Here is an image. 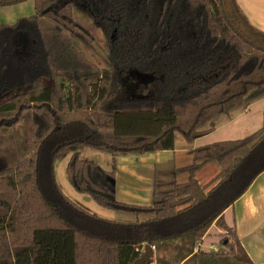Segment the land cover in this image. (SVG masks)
I'll list each match as a JSON object with an SVG mask.
<instances>
[{
	"label": "trees",
	"instance_id": "16d2710c",
	"mask_svg": "<svg viewBox=\"0 0 264 264\" xmlns=\"http://www.w3.org/2000/svg\"><path fill=\"white\" fill-rule=\"evenodd\" d=\"M34 1L33 15L0 22V129L23 123L28 152L16 165L0 158V264H133L146 244L155 258L143 264H251L223 212L264 171V112L249 136L192 149L187 179L156 181L149 206L117 198L115 159L172 149L175 132L191 143L215 117L263 95L264 32L236 0ZM99 29L104 71L77 44L99 40ZM85 148L111 153L112 168L83 157ZM67 155L77 192L137 219L71 200L55 172ZM211 161L219 171L201 184L195 171ZM213 223L226 250L193 253Z\"/></svg>",
	"mask_w": 264,
	"mask_h": 264
},
{
	"label": "crops",
	"instance_id": "0c3cea01",
	"mask_svg": "<svg viewBox=\"0 0 264 264\" xmlns=\"http://www.w3.org/2000/svg\"><path fill=\"white\" fill-rule=\"evenodd\" d=\"M236 2L250 24L264 32V0H236ZM34 13V0L0 6V22L12 24L18 18ZM263 112L264 94L253 99H246L232 107L228 113L215 117L212 120L213 129L191 143L187 142L178 132H175L172 149L148 151L145 154L117 155L115 159L117 198L129 204L151 205L156 181L168 184L183 182L187 179V172L182 171L181 168L192 162V149L216 141L243 138L234 135L248 129L249 126H256L257 131L262 125ZM244 116H247L246 119L239 124L240 119ZM82 152L86 153L85 158H93L103 168L111 169L113 166L114 159L111 153L90 148L82 149L81 155ZM82 156L84 157V155ZM99 160L102 164L99 163ZM211 162L200 166L195 171L194 177L199 183H207L219 171V165L213 161L216 163L214 164V172L205 177L207 171H203V169ZM123 212L132 214V220L137 219L135 213ZM223 219L237 236L249 256L251 264H264V171L254 179L248 189L232 205L224 210ZM224 233H226L225 229L213 223L204 235L196 240L193 253L197 251H225ZM152 257L155 258L154 249ZM187 263L186 258L178 264ZM153 264L156 262L154 261Z\"/></svg>",
	"mask_w": 264,
	"mask_h": 264
},
{
	"label": "rangeland",
	"instance_id": "374dc122",
	"mask_svg": "<svg viewBox=\"0 0 264 264\" xmlns=\"http://www.w3.org/2000/svg\"><path fill=\"white\" fill-rule=\"evenodd\" d=\"M79 12V11H78ZM79 14L83 17H87L84 12H79ZM100 35V39L93 42H77L78 47L84 51L86 56L91 59L101 71L108 70L110 68V60L108 57L107 50L104 45L103 33L101 29L98 30ZM247 116H244L240 119L239 124L242 123ZM253 118H255L253 116ZM256 126H249L248 129L243 130L241 133H235V137H244L256 131ZM24 129L23 123L19 124L15 128L10 129H0V158L5 159L12 165H16V163L22 159L28 152L22 149V141L24 139ZM232 136V137H234ZM214 137V136H213ZM85 157L86 153L82 152ZM93 159V158H92ZM95 159V158H94ZM69 160V155L62 159H58L55 162V172L56 179L58 184L60 185L63 192L74 202L85 208L86 210L96 213L104 218L115 219V220H125V221H134L133 215L123 211H116L112 209H108L99 205L89 194L79 193L77 192L73 186L71 185L67 173L66 166ZM98 162V160H97ZM101 163V160H99ZM214 164L215 162H211L207 167L203 169V171H207L205 177L212 175L214 172ZM131 219V220H130ZM136 219V218H135ZM223 236H226L224 233ZM158 254V253H157ZM173 255V251H170V255H166L164 251L159 253L161 257H170Z\"/></svg>",
	"mask_w": 264,
	"mask_h": 264
},
{
	"label": "water",
	"instance_id": "95a60500",
	"mask_svg": "<svg viewBox=\"0 0 264 264\" xmlns=\"http://www.w3.org/2000/svg\"><path fill=\"white\" fill-rule=\"evenodd\" d=\"M153 256L152 246L150 244H146L144 252L142 256L137 259L133 264H143L148 258Z\"/></svg>",
	"mask_w": 264,
	"mask_h": 264
},
{
	"label": "built area",
	"instance_id": "2783aa9c",
	"mask_svg": "<svg viewBox=\"0 0 264 264\" xmlns=\"http://www.w3.org/2000/svg\"><path fill=\"white\" fill-rule=\"evenodd\" d=\"M152 246V250L154 249V246L153 245H151Z\"/></svg>",
	"mask_w": 264,
	"mask_h": 264
}]
</instances>
